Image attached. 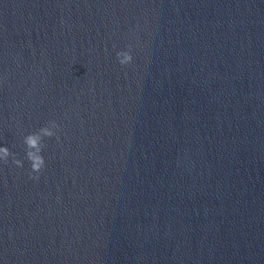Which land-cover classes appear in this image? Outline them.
I'll return each instance as SVG.
<instances>
[{"label":"water","instance_id":"95a60500","mask_svg":"<svg viewBox=\"0 0 264 264\" xmlns=\"http://www.w3.org/2000/svg\"><path fill=\"white\" fill-rule=\"evenodd\" d=\"M0 146V264H264V0H0Z\"/></svg>","mask_w":264,"mask_h":264},{"label":"clouds","instance_id":"9594fccd","mask_svg":"<svg viewBox=\"0 0 264 264\" xmlns=\"http://www.w3.org/2000/svg\"><path fill=\"white\" fill-rule=\"evenodd\" d=\"M123 57V58H122ZM117 59L121 65L131 63L133 57L127 52H117ZM54 133L48 127L41 128L39 132L30 133L24 137V144L26 145V156L31 162V168L34 172H39L44 166V157L41 155L42 138L43 136H52ZM10 150L7 146H0V159L7 161L10 155ZM17 165H21L20 160H15Z\"/></svg>","mask_w":264,"mask_h":264}]
</instances>
